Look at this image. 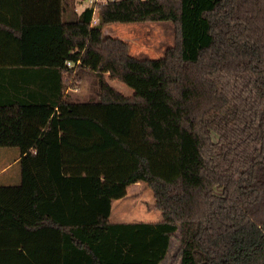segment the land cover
Masks as SVG:
<instances>
[{"label":"trees","instance_id":"1","mask_svg":"<svg viewBox=\"0 0 264 264\" xmlns=\"http://www.w3.org/2000/svg\"><path fill=\"white\" fill-rule=\"evenodd\" d=\"M83 1L0 0V147L19 149L0 264H160L173 238L179 264H264V0ZM161 20L158 58L101 32ZM97 38V58L152 71L140 97H70ZM137 181L161 219L110 221Z\"/></svg>","mask_w":264,"mask_h":264},{"label":"rangeland","instance_id":"2","mask_svg":"<svg viewBox=\"0 0 264 264\" xmlns=\"http://www.w3.org/2000/svg\"><path fill=\"white\" fill-rule=\"evenodd\" d=\"M84 2V1H83ZM85 3H76V8L81 9ZM102 35H112L127 42L128 51L138 59L145 60L158 58L162 56L164 50L174 43L175 26L168 20L161 21H140V22H111L103 25L101 28ZM93 36H96L97 30H93ZM97 40H88L89 46L93 53L86 52L84 62L89 64L90 60L94 61L93 70H97ZM84 67H86L84 65ZM111 68V69H110ZM81 80L77 83L75 90H70V97L77 100H87L97 98L94 81L96 76L93 71L84 68ZM139 75H130L132 67L121 68L119 65L110 66L101 73V79L104 81L99 85L100 97L115 98H135L140 97L142 93L148 90L147 82L152 79L149 73L152 71L138 66ZM88 71V72H87ZM150 76V77H149ZM146 81V82H145ZM135 83V85H134ZM105 85V86H103ZM108 86V87H107ZM106 90H104V88ZM112 89V90H111ZM118 91L114 93L116 90ZM113 92V93H112ZM126 92V93H125ZM129 92V93H128ZM19 149L15 146L0 147V182L15 183L19 180V165L17 155ZM161 212L154 206L152 191L149 186L141 181L134 182L127 189V196L113 203L111 220H138L143 218H160ZM179 248V242L173 238L168 253L160 264H179V258L176 253Z\"/></svg>","mask_w":264,"mask_h":264},{"label":"crops","instance_id":"3","mask_svg":"<svg viewBox=\"0 0 264 264\" xmlns=\"http://www.w3.org/2000/svg\"><path fill=\"white\" fill-rule=\"evenodd\" d=\"M93 24H95V23H93ZM94 30V29H93ZM92 30V31H93ZM102 32V31H101ZM86 57H88L87 55H86ZM85 57V58H86ZM83 59L82 61H80V63H82L83 65H85L86 67L85 68H87V69H91L92 71H97V70H100V69H97V70H93L92 69V65L94 64V61H92V59L90 60V62H89V64H86L85 62H84V60L86 61V59ZM98 62L97 63H95L96 65H97V68H100L101 67V73H105L104 71L107 69V67L109 68L110 66H115L116 64H108V63H106L102 58H100L99 56H98ZM111 69V68H110ZM103 80L101 79V82H102ZM104 82V81H103ZM101 84V83H100ZM103 86H105V85H103ZM108 87V86H107ZM107 87H105L104 88V90H106V88ZM75 89H78L77 87H75V88H69L67 91H68V93H70L72 90H75ZM71 90V91H70ZM107 90H108V88H107ZM112 90V89H111ZM114 90H116L114 93H116L117 91H118V89H114ZM113 93V92H112ZM126 93V92H125ZM129 93V92H128ZM98 94H99V96H100V91L98 92ZM138 182V181H137ZM136 182V183H137ZM130 185H132V184H130ZM130 185H128L127 186V189H128V187L130 186ZM127 189H126V194L123 196V197H121V198H116V199H113L112 200V202H111V209H110V215H109V219H110V221H112V222H121V221H138V220H147V221H156V220H159V219H161V216H160V218H156V219H153V218H143V219H138V220H119V219H117V220H111V215H112V210H113V203L116 201V202H118L119 200H121L122 198H124L125 196H127Z\"/></svg>","mask_w":264,"mask_h":264},{"label":"built area","instance_id":"4","mask_svg":"<svg viewBox=\"0 0 264 264\" xmlns=\"http://www.w3.org/2000/svg\"><path fill=\"white\" fill-rule=\"evenodd\" d=\"M99 1H105V0H84V3H85L84 5H91V4H93L95 2H99ZM96 20H97V16H96V14H94V16L92 18V24L95 23ZM67 63H69V62H67Z\"/></svg>","mask_w":264,"mask_h":264}]
</instances>
